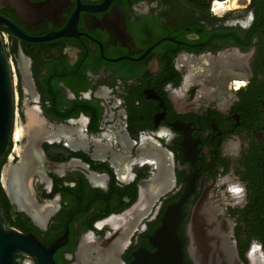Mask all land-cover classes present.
<instances>
[{"label":"flooded vegetation","instance_id":"af4514ba","mask_svg":"<svg viewBox=\"0 0 264 264\" xmlns=\"http://www.w3.org/2000/svg\"><path fill=\"white\" fill-rule=\"evenodd\" d=\"M0 15L8 226L56 244L51 264H264V0H0Z\"/></svg>","mask_w":264,"mask_h":264},{"label":"water","instance_id":"95a60500","mask_svg":"<svg viewBox=\"0 0 264 264\" xmlns=\"http://www.w3.org/2000/svg\"><path fill=\"white\" fill-rule=\"evenodd\" d=\"M9 26L14 28L8 21L0 15V26ZM13 122V92L12 78L8 59L5 53L2 38L0 36V162L2 161L11 138ZM24 164L16 163L11 169H8L12 177L11 184L15 190L12 200L22 211L21 199H26V192L23 181L20 180V171L23 170ZM10 183V182H9ZM11 188V186H10ZM28 213V212H27ZM31 213V212H30ZM30 213H28L30 215ZM180 218V206H170L164 213L162 225L158 228L157 234L166 236L176 234L178 221ZM56 244L48 247L43 246L34 234L21 232L20 230L9 227L4 219L1 202H0V264H20L22 257L29 255L37 258L39 264H51V253Z\"/></svg>","mask_w":264,"mask_h":264},{"label":"trees","instance_id":"16d2710c","mask_svg":"<svg viewBox=\"0 0 264 264\" xmlns=\"http://www.w3.org/2000/svg\"><path fill=\"white\" fill-rule=\"evenodd\" d=\"M2 209H3V212H4V216H5V218H7L8 219V216H7V214H6V206H5V204H4V202H3V200H2ZM9 226H16V227H20V225L19 224H17V223H9Z\"/></svg>","mask_w":264,"mask_h":264}]
</instances>
